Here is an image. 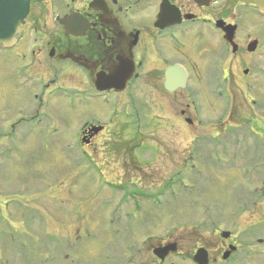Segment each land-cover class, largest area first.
Listing matches in <instances>:
<instances>
[{
    "label": "rangeland",
    "instance_id": "1",
    "mask_svg": "<svg viewBox=\"0 0 264 264\" xmlns=\"http://www.w3.org/2000/svg\"><path fill=\"white\" fill-rule=\"evenodd\" d=\"M240 55L226 79L199 63L186 91L142 87L136 113L91 155L77 136L88 108L59 107L30 138H6L21 133L3 130L7 120L39 107L24 91L4 98L0 64V264H194L201 249L221 264H264V54ZM113 132L124 140L110 145ZM224 232L238 250L223 263ZM170 244L161 263L153 250Z\"/></svg>",
    "mask_w": 264,
    "mask_h": 264
},
{
    "label": "flooded vegetation",
    "instance_id": "2",
    "mask_svg": "<svg viewBox=\"0 0 264 264\" xmlns=\"http://www.w3.org/2000/svg\"><path fill=\"white\" fill-rule=\"evenodd\" d=\"M258 2L31 0L29 15L13 46H0V64L5 74L9 73L3 78L4 98L15 91H24L30 105L37 104L39 109L15 114L14 122L7 120L3 130L15 133L19 129L21 133L6 138L22 142L27 136L30 138L35 128L41 127L39 124H44L43 118L54 109L83 107L88 108L84 113L89 116L77 136L87 148V155H91L108 127L121 122L123 112L136 113L137 92L142 87L147 88L150 97L169 94L165 80L170 67L178 65L187 71L188 89L192 75L201 72L199 63L212 67L210 73H214V78L222 75L226 79L235 74L233 57L251 56L249 47L253 42L258 43L254 55H263V37L255 38V33L264 26V11ZM228 32L234 35L237 51L226 39ZM225 63L229 64L225 66ZM126 78L129 79L124 90L109 87ZM76 82L83 87H71ZM17 85L20 87L16 88ZM98 86L105 87L101 91ZM105 105L107 112H97L94 108ZM185 114L182 112L183 117ZM130 118L139 123L133 115ZM96 126L99 131L95 130ZM123 140L117 132L107 139L110 145ZM223 244L230 246L226 241ZM220 249L222 255L228 250ZM210 258L215 261L212 255Z\"/></svg>",
    "mask_w": 264,
    "mask_h": 264
},
{
    "label": "water",
    "instance_id": "3",
    "mask_svg": "<svg viewBox=\"0 0 264 264\" xmlns=\"http://www.w3.org/2000/svg\"><path fill=\"white\" fill-rule=\"evenodd\" d=\"M31 0H0V44H9L17 36L18 32L21 29V25L25 22L29 14ZM259 7L264 11V0H259ZM229 42H232L234 35L228 32L227 34ZM256 42H254L249 51H255ZM237 46L234 45V50L237 51ZM247 73V71H246ZM130 77V76H129ZM125 80H120L119 84H125ZM187 74L186 71L180 66L170 67L166 72V82L165 88L169 92H174L179 88H184L186 86ZM105 86H99V89H103ZM110 87V86H109ZM230 233H223L222 237L228 239ZM231 251L227 252L224 255V259H228L232 252L236 250L235 247L230 248ZM176 245L171 244L166 247H159L154 250V254L160 258L162 261L171 254L176 252ZM209 254L207 250L201 249L194 256V262L196 264H209Z\"/></svg>",
    "mask_w": 264,
    "mask_h": 264
}]
</instances>
